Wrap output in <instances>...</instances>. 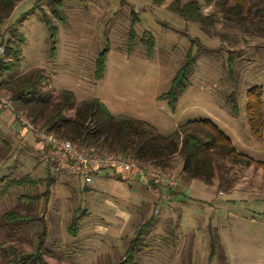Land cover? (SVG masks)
Wrapping results in <instances>:
<instances>
[{"label": "rangeland", "instance_id": "rangeland-1", "mask_svg": "<svg viewBox=\"0 0 264 264\" xmlns=\"http://www.w3.org/2000/svg\"><path fill=\"white\" fill-rule=\"evenodd\" d=\"M62 1L68 24L52 17L59 29L54 59L41 10L53 15L48 0H24L16 7L6 37L18 30L26 44L21 67L6 81L41 69L49 77L41 96L68 90L79 103L99 99L113 115L147 121L165 136L189 121L209 120L243 153L264 159V109L254 125L248 112L252 88L263 90L264 103V24L228 21L218 12L219 0H197L206 15L215 16L211 30L168 10L174 0L163 6L151 0ZM250 2L264 7V0ZM150 36L156 41L152 55L144 43ZM105 50V75L97 80V60ZM189 53L196 60L191 84L173 105L172 83ZM12 118L0 103V176L47 178L48 168L36 157L35 136L20 139L15 125L10 126ZM171 173L178 187L172 195L161 188L170 196L166 202L140 180L124 181L109 170L94 175L90 184L52 171L56 183L49 200L24 199L44 194L45 184L15 189L0 199V262L35 252L45 226L44 253L50 264H119L142 226L154 218L134 251L138 264H264V196L246 193L261 189L264 169H242L236 191L223 194L199 181L189 184L179 170ZM12 212L29 219L6 221Z\"/></svg>", "mask_w": 264, "mask_h": 264}, {"label": "trees", "instance_id": "trees-1", "mask_svg": "<svg viewBox=\"0 0 264 264\" xmlns=\"http://www.w3.org/2000/svg\"><path fill=\"white\" fill-rule=\"evenodd\" d=\"M24 0H0V47H5L4 56H0V94L8 95L15 105L16 117L24 116L40 129L70 141L89 152L115 154L119 157L133 159L146 168L153 167L164 173L179 170L182 179L189 183L199 181L208 187H218L220 193L236 190V181L242 169L252 167L264 169V160H256L238 150L232 139L214 122L209 120H195L181 124L169 136L163 135L151 123L126 115H113L99 100L78 102L75 93L64 90L58 95L49 93L42 95L48 75L41 69L27 72L16 79L6 81L5 76L21 67L24 58L26 35L18 30H10L6 37L5 26L16 7ZM157 6L165 5L169 0H151ZM213 0H208L212 3ZM48 7L53 15L50 16L43 8L42 14L53 41V59L56 57L55 48L59 29L53 24L54 17L58 22L67 25L68 17L63 8L62 0H48ZM219 14L238 26L264 24V7L250 2V0H219L216 4ZM168 10L178 14L187 21L202 25L205 30L215 27L216 19L213 15H206L197 0H174ZM131 46L136 42V31L131 30ZM149 54L155 50L156 41L153 36L144 38ZM107 50L103 51L97 60V80L104 78L107 64ZM196 65L192 53L188 54L186 64L178 71L173 80V90L169 99L174 105L178 97L186 92L191 84L190 75ZM2 108H4L2 106ZM263 90L259 87L248 92V112L251 124H256L263 114ZM74 111V115L67 113ZM238 107L235 105V112ZM259 131V130H258ZM257 131V132H258ZM7 146L10 147V143ZM10 157H7L8 159ZM5 159V160H6ZM177 162L180 163L178 166ZM49 176L45 179H34L31 174L23 178H8L0 176V199H4L15 189L27 186L38 187L45 184L46 192L40 196L26 197L28 202L41 198L49 200L51 188L56 178L51 176L53 171L46 166ZM220 186V187H219ZM174 188L169 189L172 195ZM8 222H20L29 217L9 213L4 216ZM154 218L147 221L132 241L124 261L119 264H138L134 252L146 232L154 224ZM73 227H71L72 231ZM44 226L39 233V244L35 252L15 254L9 256L0 264H50L44 253ZM11 248V247H10ZM9 248V249H10ZM13 249V248H12ZM14 252V251H13Z\"/></svg>", "mask_w": 264, "mask_h": 264}, {"label": "built area", "instance_id": "built-area-1", "mask_svg": "<svg viewBox=\"0 0 264 264\" xmlns=\"http://www.w3.org/2000/svg\"><path fill=\"white\" fill-rule=\"evenodd\" d=\"M0 53H5L4 47H0ZM0 103L9 111L15 112L14 102L10 98L0 97ZM13 125H15L14 133L20 139L25 140L29 133L35 136L36 157L41 164L57 173H70L90 184L93 182L94 175L109 170L124 179L140 180L150 191L154 192L159 200L164 202L168 201L170 196L164 194L161 188L175 189L178 187L177 179L160 169L146 168L133 159L119 157L115 154L89 152L49 133L46 129L38 128L24 116L13 115L10 126ZM155 213L158 214L159 211L156 210Z\"/></svg>", "mask_w": 264, "mask_h": 264}, {"label": "crops", "instance_id": "crops-1", "mask_svg": "<svg viewBox=\"0 0 264 264\" xmlns=\"http://www.w3.org/2000/svg\"><path fill=\"white\" fill-rule=\"evenodd\" d=\"M238 148V147H237ZM238 150L239 151H241L242 149H240V148H238ZM242 152V151H241ZM247 155H249V156H251V157H253L254 159H256V160H258L256 157H254L255 155L254 154H252V153H246ZM261 160V159H260ZM264 160V159H263ZM113 175H115V174H113ZM116 176H119V175H116ZM120 178H122V180H124V181H131V180H128V179H124L122 176H119ZM246 178V177H245ZM190 184V183H189ZM252 190L250 191H248V192H246V193H248V194H256V195H258V194H260L261 196H264V185L261 187V189L259 190V189H256L255 187H253V188H251ZM236 191V190H235ZM256 191H260L261 193H258V192H256ZM179 193H181L180 191H179Z\"/></svg>", "mask_w": 264, "mask_h": 264}]
</instances>
